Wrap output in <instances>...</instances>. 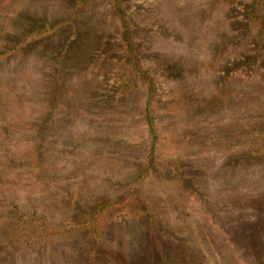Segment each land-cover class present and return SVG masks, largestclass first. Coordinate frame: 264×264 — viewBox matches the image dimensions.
I'll list each match as a JSON object with an SVG mask.
<instances>
[{
  "label": "rangeland",
  "instance_id": "obj_1",
  "mask_svg": "<svg viewBox=\"0 0 264 264\" xmlns=\"http://www.w3.org/2000/svg\"><path fill=\"white\" fill-rule=\"evenodd\" d=\"M120 6L0 0V264H264V0Z\"/></svg>",
  "mask_w": 264,
  "mask_h": 264
},
{
  "label": "trees",
  "instance_id": "obj_2",
  "mask_svg": "<svg viewBox=\"0 0 264 264\" xmlns=\"http://www.w3.org/2000/svg\"><path fill=\"white\" fill-rule=\"evenodd\" d=\"M256 1H258V0H256ZM114 4H115V9L121 14V13H123V10H122V8H121V6H120V0H114ZM255 4H256V2H255ZM257 44H258V46H259V49L261 50V51H264V43H263V41H262V39L259 37L258 39H257Z\"/></svg>",
  "mask_w": 264,
  "mask_h": 264
}]
</instances>
